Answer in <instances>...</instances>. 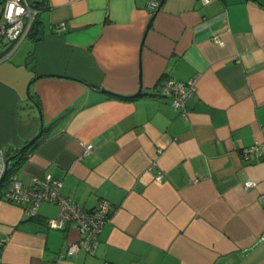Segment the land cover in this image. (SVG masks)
I'll use <instances>...</instances> for the list:
<instances>
[{
    "label": "crops",
    "instance_id": "crops-1",
    "mask_svg": "<svg viewBox=\"0 0 264 264\" xmlns=\"http://www.w3.org/2000/svg\"><path fill=\"white\" fill-rule=\"evenodd\" d=\"M26 1L40 31L0 46V148L24 185L112 214L94 256L66 258L56 205L0 199L2 264H264V158L241 156L264 144V0ZM166 78H197L185 117Z\"/></svg>",
    "mask_w": 264,
    "mask_h": 264
},
{
    "label": "built area",
    "instance_id": "built-area-1",
    "mask_svg": "<svg viewBox=\"0 0 264 264\" xmlns=\"http://www.w3.org/2000/svg\"><path fill=\"white\" fill-rule=\"evenodd\" d=\"M211 0H204L209 2ZM155 6L154 3H152ZM40 10L29 6L26 0H4L0 10V46L2 44L13 46L19 45L27 36L33 21L39 16ZM222 45L223 42L215 39ZM9 46V47H10ZM160 94L169 98L171 105L179 110L180 116L185 117L186 101L197 90V78L187 81H178L173 78H166L160 84ZM93 149L91 144L83 148L81 158L87 157ZM256 154L264 158V144L256 143L241 151L245 159L250 154ZM6 154L0 148V179L6 169ZM161 180V175L156 176ZM62 182L45 175L42 178H35L29 186L24 185L13 176L2 192L1 199L7 203L23 208L26 218H34L37 215L39 206L44 202L53 203L58 208L57 216L50 221L51 226L66 230L74 226L78 237L75 241L67 244L64 257L72 258L80 250L86 255L94 256L99 245V236L103 226L109 221L112 210L110 202L106 199H99L92 209H85L82 205L64 197L61 194ZM256 187L254 180H246L243 183L245 190ZM259 202L264 203V194L259 197ZM259 240H264L262 230ZM5 241L0 238V254ZM1 256V255H0ZM0 264H2L0 257Z\"/></svg>",
    "mask_w": 264,
    "mask_h": 264
},
{
    "label": "trees",
    "instance_id": "trees-1",
    "mask_svg": "<svg viewBox=\"0 0 264 264\" xmlns=\"http://www.w3.org/2000/svg\"><path fill=\"white\" fill-rule=\"evenodd\" d=\"M39 20L38 17L33 21L30 30L27 34V37L31 38L32 36L36 35L37 32L40 31V26H39ZM6 45V44H2L1 46ZM10 46V45H9ZM11 46L7 49H10ZM28 146V145H27ZM27 146L25 147V149L27 148ZM8 157V156H7ZM24 160V156L23 155H19L15 160H12L9 168H8V172L5 175V177L3 178L1 184H0V199L2 196V192L4 190V188L6 187V185L8 184L10 178L13 176L14 172L19 169L22 161Z\"/></svg>",
    "mask_w": 264,
    "mask_h": 264
},
{
    "label": "water",
    "instance_id": "water-1",
    "mask_svg": "<svg viewBox=\"0 0 264 264\" xmlns=\"http://www.w3.org/2000/svg\"><path fill=\"white\" fill-rule=\"evenodd\" d=\"M158 9H159V6H158L157 8H155V11H157ZM89 86L92 87V88H95V89H97V90H100L101 92H104V93H107V94H112V95H114V93L109 92V91L105 90L104 88H101V87H98V86H95V85H91V84H90ZM35 139H36V138L32 139V140L29 142V144H32V143L35 141ZM24 149H25L24 147L21 148V149L19 150L18 153H21ZM15 157H16V156H11V157H8V158L6 159V169H5V172H4L3 177L0 179V184H1L2 180H3V178L5 177V175H6L7 172H8V163H9L11 160L15 159Z\"/></svg>",
    "mask_w": 264,
    "mask_h": 264
},
{
    "label": "rangeland",
    "instance_id": "rangeland-1",
    "mask_svg": "<svg viewBox=\"0 0 264 264\" xmlns=\"http://www.w3.org/2000/svg\"><path fill=\"white\" fill-rule=\"evenodd\" d=\"M26 42H24V44L22 45V47L20 48V50L25 46Z\"/></svg>",
    "mask_w": 264,
    "mask_h": 264
}]
</instances>
